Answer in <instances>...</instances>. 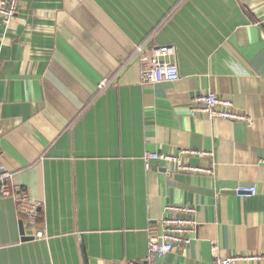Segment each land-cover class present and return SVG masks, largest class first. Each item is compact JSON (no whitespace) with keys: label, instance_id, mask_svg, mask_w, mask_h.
Segmentation results:
<instances>
[{"label":"crops","instance_id":"1","mask_svg":"<svg viewBox=\"0 0 264 264\" xmlns=\"http://www.w3.org/2000/svg\"><path fill=\"white\" fill-rule=\"evenodd\" d=\"M139 45L172 48L164 60L179 79L143 82ZM0 62V164L41 203L46 233L0 198V264L144 259L147 226L168 204L193 205L199 227L157 264H213L214 246L264 254V0H19L0 23ZM209 91L249 121L192 114ZM147 150L214 174L146 169ZM237 185L258 192L238 197Z\"/></svg>","mask_w":264,"mask_h":264},{"label":"built area","instance_id":"2","mask_svg":"<svg viewBox=\"0 0 264 264\" xmlns=\"http://www.w3.org/2000/svg\"><path fill=\"white\" fill-rule=\"evenodd\" d=\"M19 0H0V23L7 27L17 15ZM172 48L161 47L151 55H144V47H136L135 55L142 62V81L159 83L174 82L180 77L176 64L164 60L171 54ZM1 64V62H0ZM111 79L103 78L97 84L98 93L102 92L110 84ZM234 103L230 98L219 96L213 91L197 94L191 102L192 114H205L208 119L220 118L224 120L249 121L250 117L233 108ZM180 153L191 156H212L213 153L206 150L187 149ZM180 153H167L158 150H147L143 155L146 169H150L153 162L163 160L175 162L177 173L214 174L215 164L209 167L196 166L189 163H179ZM13 172L0 164V198H12L17 205L20 215L24 216L28 227L33 231L37 239L45 238L46 233L41 228L40 205L41 203L31 197L26 187L15 186L11 182ZM238 197L255 196L258 192L255 185H237L233 189ZM197 210L191 204H168L164 207V214L147 226V254L144 259L117 261L111 264H157L158 260L173 251L177 246L190 244L197 234L199 222L196 216ZM213 247V264H255L264 262V254H233L221 256Z\"/></svg>","mask_w":264,"mask_h":264}]
</instances>
